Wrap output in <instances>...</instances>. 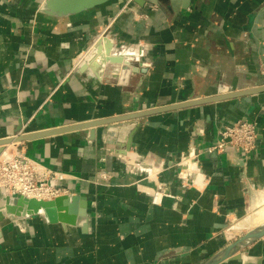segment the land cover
Masks as SVG:
<instances>
[{"label":"crops","instance_id":"obj_1","mask_svg":"<svg viewBox=\"0 0 264 264\" xmlns=\"http://www.w3.org/2000/svg\"><path fill=\"white\" fill-rule=\"evenodd\" d=\"M43 1L0 0V140L264 86V0H112L61 18ZM101 36L125 62L97 56L81 72ZM243 120L257 123L255 151L207 153ZM90 132L11 144L85 198L88 224L8 216L0 264H200L262 224L264 93ZM240 254L222 264H264V237Z\"/></svg>","mask_w":264,"mask_h":264},{"label":"water","instance_id":"obj_2","mask_svg":"<svg viewBox=\"0 0 264 264\" xmlns=\"http://www.w3.org/2000/svg\"><path fill=\"white\" fill-rule=\"evenodd\" d=\"M112 0H44L40 8L41 12L53 16V17H68L76 14H80L87 10L94 9L98 6L106 4ZM126 2H134L136 4L144 5L146 2L155 3L156 0H124ZM105 46V54L102 53V48ZM113 52V41L106 36H101L93 48L85 56V59L79 70L81 72L86 71L87 63L93 61L95 57L99 56V64L106 66L107 64H121L125 62L124 58H113L111 57ZM128 62V61H127ZM131 61H129L130 63ZM132 64H126L123 67V71L128 72L132 70ZM264 93V86L254 88L242 92H234L226 96H219L215 98H209L204 100H199L196 102H188L184 104H178L170 107L158 108L151 111H144L133 115L112 118L107 120H100L97 122H90L78 126H72L67 128H62L56 130L55 132H41L39 134H32L28 136H18L14 138H8L0 140V149H3L7 145H11L17 142L30 140L35 137L45 136L49 134H56L67 131L74 130H90V135L93 136V129L97 127H107L116 123H122L130 120L144 118L153 114L163 113L170 110H175L178 108H187L194 106L196 104H205L210 102H215L218 100H225L231 98H238L241 96H249ZM107 133V132H106ZM80 208L77 213H74L75 209ZM87 209L88 204L85 198L80 196L73 197H60L53 201H37L34 199H28L25 197H6L5 204L0 208V224L3 223L8 216H14L18 218H36L40 215H44L45 218L50 223H64L79 225L83 229L87 228ZM63 213V214H62ZM264 237V224L256 226L251 231H249L242 238L230 244L222 251L212 256L211 258L205 260L200 264H222L228 260H241L242 255L240 254L242 250L255 243L256 241Z\"/></svg>","mask_w":264,"mask_h":264},{"label":"built area","instance_id":"obj_3","mask_svg":"<svg viewBox=\"0 0 264 264\" xmlns=\"http://www.w3.org/2000/svg\"><path fill=\"white\" fill-rule=\"evenodd\" d=\"M257 123L243 120L225 127L220 132V139L207 149L208 154H221L229 149L241 150L251 154L257 148ZM195 161L194 158L184 159ZM47 170L19 150L17 145H7L0 153V191L6 197H25L37 201H53L68 196L67 189L54 185L45 178ZM48 175V174H47ZM101 181H107L108 175L102 173Z\"/></svg>","mask_w":264,"mask_h":264},{"label":"bare ground","instance_id":"obj_4","mask_svg":"<svg viewBox=\"0 0 264 264\" xmlns=\"http://www.w3.org/2000/svg\"><path fill=\"white\" fill-rule=\"evenodd\" d=\"M255 220H257L258 223L264 224V208L257 213ZM262 224H259L257 226H260Z\"/></svg>","mask_w":264,"mask_h":264},{"label":"rangeland","instance_id":"obj_5","mask_svg":"<svg viewBox=\"0 0 264 264\" xmlns=\"http://www.w3.org/2000/svg\"><path fill=\"white\" fill-rule=\"evenodd\" d=\"M261 208H262V207H261ZM261 208H260V209H261Z\"/></svg>","mask_w":264,"mask_h":264}]
</instances>
